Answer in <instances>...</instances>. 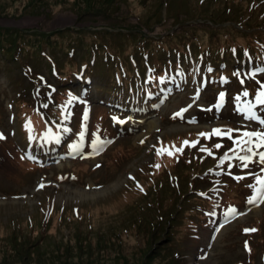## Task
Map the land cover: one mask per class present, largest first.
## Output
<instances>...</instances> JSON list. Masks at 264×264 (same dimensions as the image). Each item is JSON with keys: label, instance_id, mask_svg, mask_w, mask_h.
Segmentation results:
<instances>
[{"label": "rangeland", "instance_id": "rangeland-1", "mask_svg": "<svg viewBox=\"0 0 264 264\" xmlns=\"http://www.w3.org/2000/svg\"><path fill=\"white\" fill-rule=\"evenodd\" d=\"M251 1H254L252 6ZM99 2L0 0V37H5L7 45L4 43V46L8 47L7 51H0L4 58L0 57V264H45L50 258L64 261L66 253L72 256L69 264H87L86 261L89 264H172L176 256H179L177 264H264V200L251 204L249 214L245 212L249 198L258 187L254 184L256 176H261L259 168L264 165L253 168L257 163H252L245 168L240 167V162L221 161L225 153L235 156L230 149L238 136L236 132L232 134L233 139L198 136L211 133L213 129L243 130L240 124L227 122L228 118L234 119L230 112L219 117L218 108L209 110L200 103L205 94L184 91L163 106L159 105V112L146 119L138 133L116 140L110 138L104 108L83 105L80 100L71 101L76 107L72 108L66 91L38 99V95L55 89V84L49 89L46 87L49 82L55 83V79L40 56L41 48L50 51V58L66 76L83 60L95 57L91 75L96 85L100 83L109 91L116 86L114 72L129 81L137 74L149 76L148 68L152 70L150 74L159 67L164 71L168 65L164 61L166 55L173 49L183 50L188 45L196 51L207 48L205 56L211 52L212 56L220 58L218 48L246 46L261 39L264 25L259 14L264 15V0ZM3 30H22L34 36L29 39L31 42H23L16 40L14 34H1ZM143 33L148 36L144 37ZM45 36H49L48 41L53 42L54 47L43 45L35 49L37 41L44 44ZM9 39L19 44L16 50L20 48L17 57L13 55L14 61ZM72 48L74 56L69 57L66 52ZM223 56L227 62L233 60L228 52ZM23 66L40 88L33 91L35 94L30 92L31 82L22 75ZM210 101L212 99L205 103ZM39 104L47 105V109L40 110ZM250 104L254 105L253 111L264 118V106H256V102ZM67 105L75 111V117L88 118L85 130L101 116L107 135L105 139L94 140L103 145L99 152L92 149L86 152V157L60 164L62 169H48L47 176L50 172L68 170L77 175L75 181H58L57 187L48 188L43 185L50 181L40 178L42 171L23 160L17 146L24 144L27 123H34L43 130L44 121L61 116ZM182 109L186 111L177 116ZM194 117L211 122L219 117L223 126L209 127L205 126L206 122L188 126V119ZM64 121L67 127L73 126L72 118ZM253 124L245 122L243 128ZM257 124L259 129L264 128ZM10 130H15L16 134L6 140ZM77 134L72 131L73 140L83 135ZM197 140L195 147L184 146L182 152L157 155L158 148L172 145L180 148L183 141ZM217 144L221 145L219 149L215 147ZM201 148L209 149L212 154ZM89 156L93 160H89ZM95 162L99 168L90 169ZM22 166L29 169L28 173L21 174ZM252 169L257 175L247 178L249 173L255 174ZM240 175L242 179H237ZM109 180L116 181L114 190L87 197L73 194L70 198L65 194L75 188L92 190L94 185L100 184L106 189ZM249 180L251 184H242ZM228 201L227 209L220 211ZM73 206L78 207L79 214ZM229 208L235 209L236 215H224ZM228 225L232 226L220 235ZM246 226H257L259 232L246 233ZM167 227L170 236L163 238L162 232ZM154 231L161 241L153 243ZM100 236L104 240L99 239ZM13 242L17 245L11 246ZM163 243L165 248L160 251ZM30 244H36V248Z\"/></svg>", "mask_w": 264, "mask_h": 264}, {"label": "snow or ice", "instance_id": "snow-or-ice-1", "mask_svg": "<svg viewBox=\"0 0 264 264\" xmlns=\"http://www.w3.org/2000/svg\"><path fill=\"white\" fill-rule=\"evenodd\" d=\"M243 83V81H241ZM241 95L247 97L248 92L244 91ZM224 93H221L218 100H223ZM239 96L236 97L237 101L239 100ZM71 99L69 100V103H71ZM256 106H264V84L260 85V90L257 91L255 96ZM44 107H47V105H44ZM254 105L246 103L240 107L237 108V111L242 114L243 119L249 120V121H256L261 125H264V118H261L257 115L255 111H253ZM186 111V109H182L180 113H177V116H182V113ZM62 116L64 119H67L66 115ZM86 118V116H85ZM30 123V122H29ZM64 131L67 132L69 129L64 128ZM236 132L238 133V136L233 139L232 134ZM198 136L210 138L211 136H227L229 139H233L234 147L230 149L231 152L235 153L234 158L238 159L241 162V165L245 168L248 167V165L253 162V157H258V162L262 165H264V132H258V131H249V130H240V129H213L211 133H199ZM2 138V137H0ZM107 143V142H105ZM199 143V140L197 141H183L180 148H176L175 145H172L170 148L164 147V148H158L157 149V155L167 154L169 156L174 154L175 152H182L184 146H190L195 147L196 144ZM103 145L101 144L100 147ZM217 149L221 147L220 144L215 145ZM74 150L79 148V145L73 146ZM99 151V148L97 149ZM201 151L208 152L209 155H211V151L206 148H201ZM243 153V154H241ZM229 155L228 153H225L224 157L221 158V161L224 159H228ZM156 167H159V165H156ZM262 172H264V168L261 169ZM237 179H242V177H237ZM256 187L254 189V195L249 198L248 203L250 204H257L259 201L264 200V176H256ZM139 187V185H138ZM251 187V185H250ZM143 190V189H141ZM227 215H236V210L233 208H229ZM247 232H254L256 229H245ZM245 246L247 248V242H245Z\"/></svg>", "mask_w": 264, "mask_h": 264}, {"label": "trees", "instance_id": "trees-1", "mask_svg": "<svg viewBox=\"0 0 264 264\" xmlns=\"http://www.w3.org/2000/svg\"><path fill=\"white\" fill-rule=\"evenodd\" d=\"M92 1V0H91ZM96 2L98 3L99 2V0H96ZM1 34H14V36H15V39L17 38L18 40H23V42H31L29 39H30V37H33L34 35L33 34H27V33H25V32H23L22 30H3V32L1 33ZM48 37L49 36H45L44 38H43V42H44V44H42V45H45V46H47V47H49V48H52V47H54V43L53 42H49L48 41ZM16 39V40H17ZM16 40H12V41H10V39L8 40V44H10L11 45V47H12V51L10 52V54L12 55H10L11 56V58H12V60L14 59V57L15 56H13L14 54L16 55V52L20 49H18V50H16V46H19V44H16ZM40 43H41V41H39ZM4 43L6 44V41H5V37H0V51L2 50V51H7L8 50V47L6 46V48H5V46H4ZM7 45V44H6ZM42 47V46H41ZM35 49H38V43H37V46L35 47ZM41 50H43L42 48H41ZM2 59H4L2 56H0ZM16 57H17V55H16ZM14 61V60H13ZM170 80V79H169ZM159 86V84L157 83V84H155V87H158ZM171 217H173V216H171ZM176 217H178V216H176ZM172 219L173 218H171V220H170V222H169V224L171 223V221H172ZM171 225V224H170ZM169 228L167 227L163 232H162V237L164 238L165 236H170V234H169V230H168ZM158 233L156 232V231H154L153 232V234L151 235V240L153 241V243H155V242H157V241H161L160 239H159V236H156ZM154 236V237H153ZM13 237H16L15 236V234H13ZM155 237H158L155 241H154V239H155ZM99 239H103L104 240V237H102V236H100L99 237ZM166 239V238H165ZM166 241H169V239H166ZM14 245H17V243L16 242H13V244H11V246H14ZM31 246H33V247H35L36 248V244H30ZM163 245H164V243H163ZM162 245V248H161V250L160 251H162L164 248H165V245L163 246ZM19 247V246H18ZM26 257H29V255L28 254H26L25 255ZM26 257H24V258H26ZM72 256L71 255H69L68 253H66V256H65V260L63 261V260H57L56 258H50L45 264H69V262H68V260L71 258ZM178 257L179 256H176V258L174 259V258H172L173 259V262H172V264H177V262H178ZM30 258V257H29ZM30 260H31V258H30ZM86 263L87 264H89V262L88 261H86ZM28 264H31V263H28Z\"/></svg>", "mask_w": 264, "mask_h": 264}, {"label": "bare ground", "instance_id": "bare-ground-1", "mask_svg": "<svg viewBox=\"0 0 264 264\" xmlns=\"http://www.w3.org/2000/svg\"><path fill=\"white\" fill-rule=\"evenodd\" d=\"M83 62H84V63H88L89 61H87V60H83ZM56 78H59V77H56ZM96 126H98V120L96 121ZM31 127H36V126H30L29 128H31ZM18 161H19L20 163H22L21 160L18 159ZM112 168H113V163H112V161H111V162H110V169H112ZM28 171H29V169H28L27 167H25V166H22V167H21V170H20L21 174L24 175V174L28 173ZM115 182H116L115 180H109L106 189H103V188H102L103 186H102L100 189H95V188H93L92 190H88V189H85V188L79 190L78 188H75L74 190L66 191L65 194H66L67 197H70V198L73 197V194H74V195H77V196H79V197L94 196V195H97V194H100V193L106 192L107 189L114 190V187H115L114 184H115ZM103 184H104V183H103ZM97 190H99V191H97ZM67 200H69V199L67 198ZM230 226H232V225H228V226H226L225 228H223V229L221 230L220 235H221V234H222V233H223L228 227H230ZM220 235H219V237H220Z\"/></svg>", "mask_w": 264, "mask_h": 264}]
</instances>
